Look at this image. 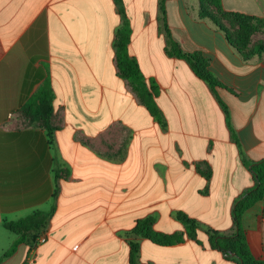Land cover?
Segmentation results:
<instances>
[{
  "label": "crops",
  "instance_id": "crops-1",
  "mask_svg": "<svg viewBox=\"0 0 264 264\" xmlns=\"http://www.w3.org/2000/svg\"><path fill=\"white\" fill-rule=\"evenodd\" d=\"M222 4L264 19V0ZM122 8L131 56L159 85L164 126L119 75L117 0H0V264H130L128 233L150 216L159 233L185 232L176 212L201 224V244L138 238V264H239L206 233L233 234L235 202L255 185L225 112L189 63L167 53L160 0H123ZM200 10L201 0H167L168 29L185 52L209 60L247 158L263 160L264 58L243 61ZM255 40L264 44V35ZM46 84L52 135L24 111ZM36 213L49 217L45 227L3 259L17 240L8 225ZM243 226L264 259V199Z\"/></svg>",
  "mask_w": 264,
  "mask_h": 264
},
{
  "label": "trees",
  "instance_id": "trees-1",
  "mask_svg": "<svg viewBox=\"0 0 264 264\" xmlns=\"http://www.w3.org/2000/svg\"><path fill=\"white\" fill-rule=\"evenodd\" d=\"M117 2L121 6V12L124 15L123 0H117ZM166 2L167 0H160L162 28L168 37L167 53L172 57L186 60L196 76L204 81L217 97L225 112L231 137L237 145L240 158L243 164L252 172L255 179L254 187L245 191L235 202L233 209L235 229L233 234L206 229L211 248L222 252L227 259L234 260L239 264H264V259H258L253 255L243 226L245 212L264 199V159L252 161L247 158L237 132L232 125L230 109L219 95V89L225 87L210 72L209 60L201 52H185L178 42L173 39L167 26ZM199 16L201 19L210 20L218 30L229 33V39L233 42L235 50L243 61L249 62L264 58V44L255 40L258 35H264V19L240 12L226 11L222 0H201ZM123 18V25L118 31L115 41L119 75L141 89L146 106L164 126L163 114L155 102V97L159 94V85L153 79L147 81L138 61L131 56L129 49L132 34L131 25L125 15ZM24 111L33 122H39L51 135L55 132L56 129L51 126L54 115V94L49 84H46L33 97L31 102L24 108ZM48 218L42 213H36L25 219L10 223L8 228L16 234L17 240L3 259L15 251L17 245L25 240L27 234L44 228ZM175 218L183 224L185 232H177L172 235L159 233L154 229L155 218L152 216L146 217L137 223L134 229L128 233L131 247L130 264H138L139 262L141 247L138 238H145L154 244L165 247L184 243L187 239L199 245L201 244L198 240L201 224L183 212H176Z\"/></svg>",
  "mask_w": 264,
  "mask_h": 264
},
{
  "label": "rangeland",
  "instance_id": "rangeland-1",
  "mask_svg": "<svg viewBox=\"0 0 264 264\" xmlns=\"http://www.w3.org/2000/svg\"><path fill=\"white\" fill-rule=\"evenodd\" d=\"M202 239H204V236H201Z\"/></svg>",
  "mask_w": 264,
  "mask_h": 264
},
{
  "label": "built area",
  "instance_id": "built-area-1",
  "mask_svg": "<svg viewBox=\"0 0 264 264\" xmlns=\"http://www.w3.org/2000/svg\"><path fill=\"white\" fill-rule=\"evenodd\" d=\"M43 242L45 241V239L42 240Z\"/></svg>",
  "mask_w": 264,
  "mask_h": 264
}]
</instances>
